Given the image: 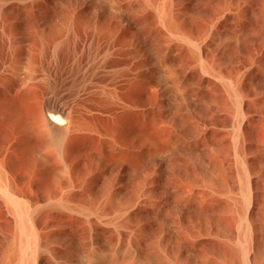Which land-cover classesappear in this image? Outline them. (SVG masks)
Instances as JSON below:
<instances>
[{
    "label": "bare ground",
    "instance_id": "obj_1",
    "mask_svg": "<svg viewBox=\"0 0 264 264\" xmlns=\"http://www.w3.org/2000/svg\"><path fill=\"white\" fill-rule=\"evenodd\" d=\"M0 264H264V0H0Z\"/></svg>",
    "mask_w": 264,
    "mask_h": 264
}]
</instances>
